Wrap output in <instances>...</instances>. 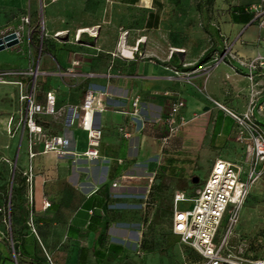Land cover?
<instances>
[{
	"label": "crops",
	"instance_id": "0c3cea01",
	"mask_svg": "<svg viewBox=\"0 0 264 264\" xmlns=\"http://www.w3.org/2000/svg\"><path fill=\"white\" fill-rule=\"evenodd\" d=\"M259 1L198 0L189 26L191 17L171 0H0V34L21 35L19 44L0 50V70L38 61L35 83L21 79L40 103L54 92L58 107L80 105L88 90L95 91L93 123L102 129L99 155L91 158L83 154L88 131L73 110L42 115L44 129L63 135L67 151H43L38 141L30 157L28 132L18 124L20 78L0 82V137L12 166L8 228L0 180V264H48L47 255L57 264L202 260L173 230L174 195L195 194L205 182L197 173L202 164L210 174L218 157L243 159L236 122L214 100L237 112L251 108L264 129V66L252 82L241 62L264 57V27L248 8ZM122 30L127 46L139 48L133 57L119 53ZM212 45L218 49L196 65ZM226 46L230 52L220 60ZM179 98L188 122L163 145L164 117ZM30 163L32 203L23 175ZM154 180L175 189L164 231L154 208L160 195L150 193ZM187 182L195 186L178 188ZM30 210L36 232L27 224Z\"/></svg>",
	"mask_w": 264,
	"mask_h": 264
},
{
	"label": "built area",
	"instance_id": "2783aa9c",
	"mask_svg": "<svg viewBox=\"0 0 264 264\" xmlns=\"http://www.w3.org/2000/svg\"><path fill=\"white\" fill-rule=\"evenodd\" d=\"M248 8L256 14L260 26L264 27V0H260ZM23 20L28 22L29 17L24 16ZM12 32L18 38V43L14 44L17 45L21 41L19 30L1 33L0 39ZM126 33L125 30L121 32L119 53L125 57H133L134 52L139 48L138 46L132 48L127 46ZM228 52L230 49L226 46L224 55L219 57L220 60H223ZM241 62L247 67V76L253 82L257 69L264 66V57L257 56L249 61ZM37 75L38 61L36 60L25 69L0 70V82H8L13 76L20 78L15 82L19 85V100L24 107L21 110L18 124L28 132L30 157L36 154L34 145L38 141L42 143L43 151L55 150L59 153L67 151L64 149V136L48 133L40 123L42 115H61L66 110H73L74 115L81 121L82 127L88 131L89 147L83 154L91 158L98 157L102 129L93 123V113L99 99L97 93L88 90L80 105L58 107L56 95L54 92L48 91L45 102L40 103L36 100L34 92L26 89L25 83L21 79L29 76L35 83ZM214 102L235 120L236 139L244 144V156L240 161L216 158L207 179L193 196H188L184 191L175 193L173 230L180 235L185 244L201 255L202 260L198 264H264V256H246L245 245L230 243V234L240 221L241 209L251 187L264 177V129L253 115L251 108L244 112H237L217 100ZM138 104L139 97H135L134 112L137 111ZM184 106L185 101L182 98L175 100L170 105L164 117L166 133L162 137L163 145L168 144L172 136L188 122L187 118L180 114ZM23 175L28 187V201L32 203L34 171L31 163L23 170ZM183 202L191 203V207L183 208ZM49 205L50 201L46 200L44 206ZM27 224L36 232L32 210L28 214ZM223 224L225 229L220 235ZM47 261L48 264H57L50 255H47Z\"/></svg>",
	"mask_w": 264,
	"mask_h": 264
},
{
	"label": "rangeland",
	"instance_id": "374dc122",
	"mask_svg": "<svg viewBox=\"0 0 264 264\" xmlns=\"http://www.w3.org/2000/svg\"><path fill=\"white\" fill-rule=\"evenodd\" d=\"M173 3H178L179 12L182 10L186 18L192 16L194 11V6L197 5L198 0H171ZM183 7V8H182ZM206 15H208V7L205 9ZM174 12L176 10L174 9ZM188 25L194 26V21L192 17L190 18ZM193 21V23H192ZM194 32L196 30L194 29ZM187 33V32H186ZM186 36H188L186 34ZM6 49L1 50L4 52ZM0 51V52H1ZM8 55V54H7ZM4 138L0 137V180H5V191H4V199L1 205L4 206V216L3 218L6 221L3 222L5 226L8 228L9 220H8V202L10 197L9 186H11L12 179V166L8 165L6 162V149L3 148ZM7 164V165H6ZM202 167L197 170L198 175L200 176L201 183H203L209 174L207 169V165L202 164ZM158 184L154 180L153 184L150 187V193L155 191V188ZM169 184L164 185L163 189L158 192L160 197L154 203V208L157 210L158 215V226L164 231L168 226V215H169V207L171 205L172 196L175 191L174 187H169ZM192 184H188L190 187ZM0 201L2 197L0 196ZM183 208L191 207V203L185 202L182 203ZM225 229V225L223 224L221 227L220 235H222ZM230 243L232 245H245V255L249 257H254V255H263L264 256V181L259 180L256 184L251 187L250 193L241 209L240 213V221L234 227L232 233L230 234ZM185 251H190V247L185 246ZM192 253H195L191 250ZM189 253V252H188ZM173 262H175L176 253L172 251ZM191 258V254H190ZM186 261L189 260V257L186 255ZM170 260V262H172ZM172 264V263H170ZM175 264V263H174Z\"/></svg>",
	"mask_w": 264,
	"mask_h": 264
},
{
	"label": "trees",
	"instance_id": "16d2710c",
	"mask_svg": "<svg viewBox=\"0 0 264 264\" xmlns=\"http://www.w3.org/2000/svg\"><path fill=\"white\" fill-rule=\"evenodd\" d=\"M216 49H218L215 45H212L204 54L203 56L199 59V61L196 63V65L202 63L203 61H205ZM188 184L190 183H179L178 184V188L180 189H187L188 188ZM164 185L167 186V184H160V185H157L156 188H155V191H153L152 194L156 193L158 194V192L160 190L163 189ZM169 186V185H168ZM191 186H195L194 184H192ZM201 256V255H200ZM260 256H263V255H254V257H260Z\"/></svg>",
	"mask_w": 264,
	"mask_h": 264
},
{
	"label": "water",
	"instance_id": "95a60500",
	"mask_svg": "<svg viewBox=\"0 0 264 264\" xmlns=\"http://www.w3.org/2000/svg\"><path fill=\"white\" fill-rule=\"evenodd\" d=\"M6 42V43H4ZM18 43V38L16 37L15 33H9L6 35L3 39H0V50L5 49L6 46H12L14 44ZM193 181L197 182L198 181V176L194 177Z\"/></svg>",
	"mask_w": 264,
	"mask_h": 264
}]
</instances>
